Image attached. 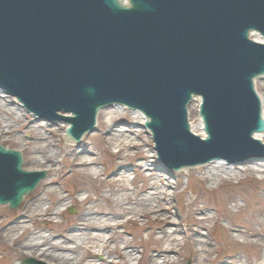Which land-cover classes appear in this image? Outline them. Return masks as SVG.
<instances>
[{
    "label": "water",
    "instance_id": "water-1",
    "mask_svg": "<svg viewBox=\"0 0 264 264\" xmlns=\"http://www.w3.org/2000/svg\"><path fill=\"white\" fill-rule=\"evenodd\" d=\"M253 31L264 36V0H0V90L38 121L67 122V142L120 105L145 115L176 172L242 161L264 152ZM250 155L240 164L264 160ZM23 161L0 145V205L18 209L47 177Z\"/></svg>",
    "mask_w": 264,
    "mask_h": 264
},
{
    "label": "bare ground",
    "instance_id": "bare-ground-1",
    "mask_svg": "<svg viewBox=\"0 0 264 264\" xmlns=\"http://www.w3.org/2000/svg\"><path fill=\"white\" fill-rule=\"evenodd\" d=\"M5 97L9 98L6 95ZM260 99L264 119V98ZM11 100L16 104L14 99ZM2 102L0 101V108L5 111L6 106ZM116 108L124 109L120 106L111 109ZM107 110L110 109L102 113ZM133 116L141 124L146 121L140 111H134ZM112 121L111 115H107V120L103 119L101 122L103 126L111 124L107 134L118 149L115 152L113 166L102 187L109 189L108 194L93 197L89 195L87 189L67 192V195L58 194L57 181L47 182L45 187L49 192L48 198L40 195L30 212L6 220L1 239L4 247L10 249L16 258L40 259L47 264L48 262L51 264H135L134 262H137L140 264L144 260L148 262L147 264H179L178 257L184 251L191 253L197 262L206 264H254L243 263L239 256L228 257L217 252L218 241L210 238V231L206 228V222L209 220L216 222V217L210 215L209 207H200L197 203H192L188 208L190 223L184 225L183 222L178 221L177 212H173L172 199L168 196V190L172 186L170 178L159 173L149 158L142 154L139 148L141 145L130 136V134L138 136L139 131L134 133L132 126H128L126 130H118L115 128V122ZM1 124L4 126L1 127ZM9 126L10 124L0 123V134L11 132ZM25 128L34 134L35 147L30 154V164L58 172L56 169L58 154L53 151L54 142L44 133L51 131L47 128L40 130L41 126H33L31 122ZM85 140L86 138L82 139L81 145L77 148L76 144L69 142L73 146L69 166L75 176L98 180L103 170L98 167L99 160L93 152V147H89ZM132 149L137 150L135 156L142 162L141 166H136L137 172L143 176L144 185L141 188L135 186L137 181L130 177L132 174L130 175L126 164L129 157L126 153ZM231 165L225 161H213L199 169H194L199 170L197 175L208 182L211 188L224 181L238 180L244 173H248L250 177L264 173V162L245 167L243 173L237 172L242 168ZM190 170L192 168L182 169L181 172L188 173L191 178L194 173ZM178 184L179 182L176 183ZM259 190L261 192L264 189L260 187ZM81 193L83 194L80 195ZM102 200L105 205H101ZM69 201L80 206L79 215L70 221L60 222L62 227L56 231L53 229L55 218L62 217ZM257 202L258 206L252 209L264 216V199L259 197ZM42 222L44 225L40 226ZM30 223H35L36 228L31 229ZM130 223L140 225L147 231L148 240L143 242L144 246L134 238H126L119 232L120 228H124L126 234H131L126 228ZM203 231H207L205 236ZM225 232L228 242H240L259 252L261 256L259 264H264L263 222L253 218L243 227L228 225L225 227ZM8 243H11V248L7 246ZM140 248L143 252L142 256L138 257L136 251ZM96 250L104 256L100 262L93 260ZM214 253L215 258H213Z\"/></svg>",
    "mask_w": 264,
    "mask_h": 264
},
{
    "label": "rangeland",
    "instance_id": "rangeland-1",
    "mask_svg": "<svg viewBox=\"0 0 264 264\" xmlns=\"http://www.w3.org/2000/svg\"><path fill=\"white\" fill-rule=\"evenodd\" d=\"M257 92L261 97L264 98V78L256 82ZM3 94V93H2ZM0 93V101L6 106L5 111L0 108V123L10 124L11 132L0 134V144L5 146L8 149H12L18 152H21L24 156V165L23 169L26 171L34 172H46L47 177L38 185L34 192L25 197V200L21 207L16 210L11 209L8 205L0 206V264H26L27 259H32L28 257L16 258L12 251L4 247V243L1 240L3 237V229L6 220L15 219L18 216L30 212V209L37 201V198L41 195L45 198H48V191L46 190L45 184L51 180L57 181L58 194L67 195V192L76 191L78 189H87L90 193L89 195L96 197L98 195L105 194L107 195L109 189L104 188L103 184L107 179L109 170L112 168L115 152L118 150L114 146V142L111 141L107 132L110 125L106 124L105 126L101 125V122L107 120V115H111L113 119L112 122H115V128L118 130H126L128 126H132L134 133L139 131L138 136L130 134L137 143L141 146L139 147L142 150V154L145 155L152 164H154L159 171L165 177L170 178L172 186L168 190V196L172 199L174 210L177 212V219L183 224L187 225L190 223L188 208L192 203H197L200 207H209L210 215L216 217V222L209 220L206 222V228L210 231V238L214 241H218L217 252L228 257H237L239 256L243 263L250 262L254 264L261 263V256L256 250L243 245L242 243H231L226 239L225 227L228 225L235 226H244L251 222L253 218L258 219L260 222L264 223V216L261 213H256L254 209L258 206L257 199L261 197L264 199V190L260 192V187L264 189V173H257L254 176L250 177L248 173H244L239 177L238 180L234 181H224L220 184L214 185L215 187L211 188V185L208 182H205L201 179L200 175H197V169L192 168L194 175L190 178L186 172H176L172 169H167L166 166L158 159L157 154L154 149V143L152 141L150 133L144 128L143 124L139 123L133 116V112L128 109H111L106 112H100L98 116L97 130L95 133L88 134L86 138V143L89 147H93V152L98 158V167L103 170L100 178L94 180V178H88L86 176H75L72 172V168L69 166L71 161L70 155L73 151V146L66 141L65 131L68 125L61 121L59 123L50 124L49 121H38L37 118L32 117L24 109L19 107L17 104L10 99L5 97ZM102 113V114H101ZM32 123L33 126H41L40 130L47 128L48 131L44 133L48 135L50 140H53V151L58 154L57 156V166L58 172L47 170L45 168H40L35 165L30 164V154L34 150V134L26 130L25 127ZM4 126L1 124V127ZM95 135V136H92ZM83 138V139H84ZM77 145V144H76ZM79 143L78 146H80ZM137 150L132 149L126 153L127 158L126 164L130 171V176L136 182L137 187L141 188L143 183V176L138 173V168L136 166H141L142 162L140 158H136ZM213 161H226L225 159H216ZM211 161V162H213ZM210 162V163H211ZM264 162V160H256L250 164H229L233 167L242 168L237 170L238 173H243L245 167L255 165V163ZM209 164V163H208ZM199 169V168H198ZM135 171V172H134ZM137 173V174H136ZM238 175V176H240ZM176 185V183H178ZM158 185H160L158 183ZM133 187H131L132 189ZM102 189V190H101ZM81 193L80 195H82ZM50 201V200H49ZM101 205H105V202L102 200ZM70 210H72L70 212ZM80 206L77 203L72 204L69 201L68 206L65 207L62 217L55 218V226L53 229L56 231L61 229V224L63 220H72L79 215ZM198 217H201L198 215ZM30 228L35 229L36 224L30 223ZM40 226H43L44 223H40ZM255 227H257L255 225ZM127 230L131 231V234H126L124 228H120L119 232L123 234L126 238L133 239L138 242L141 246H144L143 242L148 240L147 231L143 230L140 225L130 223L127 227ZM207 231H203V236H205ZM58 240V238L56 239ZM241 240V238H240ZM7 246L11 248V243H8ZM143 249L140 248L136 251L138 257L142 256ZM216 254L214 253L213 258ZM104 259L102 253L96 250V255L93 258L95 262H100ZM179 264H187L191 262L192 264H206L197 262L193 255L189 252H182L178 257ZM195 259V260H194ZM36 262H41L42 264H47L40 259H33ZM138 264L137 262H134ZM146 260L142 261L140 264H147ZM48 264H51L48 262Z\"/></svg>",
    "mask_w": 264,
    "mask_h": 264
}]
</instances>
